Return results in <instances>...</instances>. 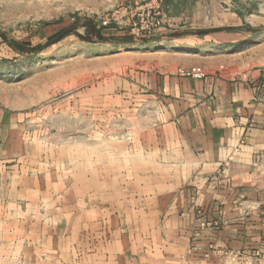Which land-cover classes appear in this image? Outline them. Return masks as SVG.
I'll list each match as a JSON object with an SVG mask.
<instances>
[{"label": "rangeland", "instance_id": "rangeland-1", "mask_svg": "<svg viewBox=\"0 0 264 264\" xmlns=\"http://www.w3.org/2000/svg\"><path fill=\"white\" fill-rule=\"evenodd\" d=\"M158 28L143 0H0V264H264L198 230L176 246L143 208Z\"/></svg>", "mask_w": 264, "mask_h": 264}, {"label": "crops", "instance_id": "crops-1", "mask_svg": "<svg viewBox=\"0 0 264 264\" xmlns=\"http://www.w3.org/2000/svg\"><path fill=\"white\" fill-rule=\"evenodd\" d=\"M161 17L143 42V208L176 246L198 230L264 255V0H165ZM193 66L205 77L178 72Z\"/></svg>", "mask_w": 264, "mask_h": 264}, {"label": "built area", "instance_id": "built-area-1", "mask_svg": "<svg viewBox=\"0 0 264 264\" xmlns=\"http://www.w3.org/2000/svg\"><path fill=\"white\" fill-rule=\"evenodd\" d=\"M165 0H143V32L150 34L154 29L162 24L160 7ZM107 21H103L106 24ZM181 75L192 78H203L205 72L201 67L179 69Z\"/></svg>", "mask_w": 264, "mask_h": 264}]
</instances>
